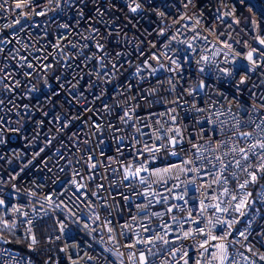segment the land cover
<instances>
[{
  "label": "built area",
  "instance_id": "2783aa9c",
  "mask_svg": "<svg viewBox=\"0 0 264 264\" xmlns=\"http://www.w3.org/2000/svg\"><path fill=\"white\" fill-rule=\"evenodd\" d=\"M136 2L0 0V233L47 222L51 264H264V181L237 207L264 174V2Z\"/></svg>",
  "mask_w": 264,
  "mask_h": 264
},
{
  "label": "trees",
  "instance_id": "16d2710c",
  "mask_svg": "<svg viewBox=\"0 0 264 264\" xmlns=\"http://www.w3.org/2000/svg\"><path fill=\"white\" fill-rule=\"evenodd\" d=\"M264 2V0H262ZM264 181V174H260L256 177V180L248 187V198L246 203L249 204L253 194ZM36 236L38 241L36 244L29 245L26 240L19 237H11L4 233H0V236L5 241V245L8 248L18 250L20 254L26 255L32 259L34 264H51V258L56 256L55 242H47L46 235L51 233V228L47 222L40 223L36 230Z\"/></svg>",
  "mask_w": 264,
  "mask_h": 264
},
{
  "label": "snow or ice",
  "instance_id": "6c2138e0",
  "mask_svg": "<svg viewBox=\"0 0 264 264\" xmlns=\"http://www.w3.org/2000/svg\"><path fill=\"white\" fill-rule=\"evenodd\" d=\"M132 4H134L135 6L133 7V6L129 5V7H130V10H131L132 12L135 13V12H137V10L141 7V5H140L139 3H137L136 0H132ZM17 6L19 7V5H17ZM81 15H82V13H81ZM64 27H67V26L65 25ZM97 31H98V30H97ZM262 43H264V42H262ZM97 48H98L99 50H102V49H103V45H102V44H98V45H97ZM103 59H104V57H101V66H103V64H102ZM248 59H249V60H252V59H253L251 53H249ZM113 67H115V65H114ZM0 103H2V101H0ZM197 110H198V111H202V109H197ZM64 126L66 127L67 125H64ZM257 127L259 128L260 125H257ZM13 131H19V130H18V129H14ZM261 131L264 132V129H262ZM244 135L247 136V135H250V134H249V133H244ZM0 142H2V138H0ZM250 147H252V148L259 147V148H261V149H264V142H259V143H257V144H252ZM233 151H235V149H233ZM240 151H241L242 153H245V152H246L245 149H240ZM245 158H247L246 155H245ZM216 159H217V160H220L221 158H220L219 156H217ZM185 163H190V162L186 161ZM237 164H239V161H237ZM145 170H146V169H145ZM165 171H167V169H165ZM251 178H252L253 181L256 180V176H255V175H252ZM243 186H244V185H241V187H243ZM233 199H235V197H233ZM2 203H3V201H0V204H2ZM241 206H246V202H245L244 200H241L240 205L237 206L238 209H239V207H241ZM218 207H219V206L217 205V208H218ZM228 226L230 227V225H228ZM145 230L147 231V229H145ZM241 235H243V233H241ZM225 238H226V237H225L224 235H221V236L219 237V239H221V240H223V239H225ZM212 239L215 240V239H217V237H216V236H213ZM34 242H35V241H34ZM148 242L151 243L152 241L149 240ZM202 247H203V245H202ZM218 247L220 248L221 253H220V256L217 257V259L220 260V264H223V261H224V259H225L226 248H225V245H223V244L219 245ZM261 259H264V256H262ZM140 261H141V264H144L145 258H144L143 253H141Z\"/></svg>",
  "mask_w": 264,
  "mask_h": 264
},
{
  "label": "water",
  "instance_id": "95a60500",
  "mask_svg": "<svg viewBox=\"0 0 264 264\" xmlns=\"http://www.w3.org/2000/svg\"><path fill=\"white\" fill-rule=\"evenodd\" d=\"M0 243L5 245V241L2 239V237L0 236Z\"/></svg>",
  "mask_w": 264,
  "mask_h": 264
},
{
  "label": "bare ground",
  "instance_id": "6f19581e",
  "mask_svg": "<svg viewBox=\"0 0 264 264\" xmlns=\"http://www.w3.org/2000/svg\"><path fill=\"white\" fill-rule=\"evenodd\" d=\"M55 243V242H54Z\"/></svg>",
  "mask_w": 264,
  "mask_h": 264
}]
</instances>
